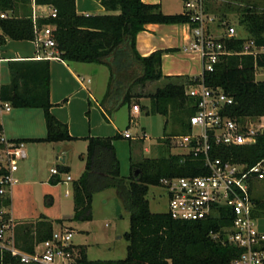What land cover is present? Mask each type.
<instances>
[{
  "label": "trees",
  "instance_id": "trees-1",
  "mask_svg": "<svg viewBox=\"0 0 264 264\" xmlns=\"http://www.w3.org/2000/svg\"><path fill=\"white\" fill-rule=\"evenodd\" d=\"M33 3L57 9L56 17L45 15L37 18L40 27L46 24L55 26V56L68 63H99L110 68L108 89L100 103L106 120L105 113L112 115L123 105H128L131 111L132 106L137 105L139 111L147 114L170 116L174 113L188 131L195 107L194 99L186 93V87L200 80L199 77L163 73L164 54L177 49H159L142 56L136 47L137 35L146 24L191 23L195 26L188 14L165 13L160 4L145 3L143 0H101L108 11L103 14L78 13L76 0H0V11L14 12L7 18H0V46L8 40L37 41ZM19 6L25 8L23 14H20ZM207 10L227 24L229 15L237 14L239 26L245 29L247 36L239 34L227 39V46L234 53L223 56L215 71L205 72L202 82L208 87L222 88L233 97V103L226 108L230 116L264 117V81L256 79V66L264 68V52L257 57L240 53L246 38H253L259 46H264V0H208ZM9 67L11 80L0 85V103L9 102L15 108H42L44 111L47 135L29 140L60 142L76 139L71 135L68 124L59 120L51 110L50 59H15L9 61ZM174 78L185 80L171 81ZM159 80L168 81L148 95L151 101L148 109L141 104L143 95L135 88H143L148 82ZM186 116L189 118L186 119ZM121 138L120 133L88 138L84 172L73 182V219L92 220L94 193L116 187L131 212L130 230L125 234L129 242L128 255L126 259L117 261H90L82 246V260L91 264H227L239 256L242 249L229 244L226 239L233 222L229 208H222L215 216L199 221L174 219L168 212L151 211L147 198L150 186L160 185L164 177L200 174L202 159L178 154L158 160H143L137 165L139 175L134 173L129 185H126L115 148V141ZM15 140L25 142V139ZM215 154L255 165L264 159V133L261 132L253 144L222 147ZM60 170L68 172L65 167ZM60 181L58 179L55 183ZM252 201L253 216L256 219L264 216V200L252 198ZM10 204L9 197L0 196V208ZM53 230L50 221L41 220L34 227L20 225L17 229L18 245L31 252L36 242L49 240ZM212 232L218 233L219 237L214 238ZM5 260L12 264H24L9 254L5 255Z\"/></svg>",
  "mask_w": 264,
  "mask_h": 264
},
{
  "label": "built area",
  "instance_id": "built-area-1",
  "mask_svg": "<svg viewBox=\"0 0 264 264\" xmlns=\"http://www.w3.org/2000/svg\"><path fill=\"white\" fill-rule=\"evenodd\" d=\"M183 1L184 13L196 25L187 23L191 37L182 47V52L198 55L202 70L196 75L200 80L186 87V93L194 99L195 107V112L190 117V129L168 139H174L183 149L180 155L199 157L202 163L200 174L161 179L160 185L169 198L168 213L174 219L199 221L215 216L222 208H229L233 214V222L226 239L229 244L240 247L242 252L227 264H264V232L257 228L250 191L252 181L264 180V159L250 166L215 154L222 147L255 143L264 125L256 126L255 118L249 116L237 118L227 114L226 108L233 103V97L222 88L208 87L202 82L205 72L215 71L223 56L234 53L228 48L227 39L236 37L239 33L235 25L223 22L225 33L215 35L212 27L217 17L207 10L208 0ZM45 15L56 17L57 9L49 6L47 13L33 12L37 42L52 50L47 55L50 57L55 56V26L46 24L40 27L37 24V18ZM7 17L9 15L6 12L0 13V18ZM263 52L264 46H259L253 38H246L240 53L257 57ZM260 69L264 70L256 66V74ZM11 109L9 102L0 103V113ZM139 112V106L133 105L130 119L132 123ZM123 135L134 140L147 137L146 133L142 137L134 135L129 129ZM27 157L25 142L8 138L0 129V196L11 199L9 193L20 182L17 175L20 162ZM51 172L60 176L61 180H72L68 172L63 173L59 168H52ZM10 205L0 208V264H12L6 262V254L24 264H91L82 260L81 249L73 242L75 232L72 228L54 229L52 237L38 242L31 252L20 247L16 234L19 222L14 218ZM212 236L218 238L219 234L212 232Z\"/></svg>",
  "mask_w": 264,
  "mask_h": 264
},
{
  "label": "rangeland",
  "instance_id": "rangeland-1",
  "mask_svg": "<svg viewBox=\"0 0 264 264\" xmlns=\"http://www.w3.org/2000/svg\"><path fill=\"white\" fill-rule=\"evenodd\" d=\"M175 9L182 10L183 0H164ZM13 13L10 11L9 15ZM217 17V16H216ZM229 24L237 27L238 33L247 36V32L239 26L237 14L229 15ZM215 35L225 33V25L217 18L212 27ZM184 55V54H183ZM171 66L167 71H189L200 73L202 65L198 60L194 61L187 56L174 54ZM103 71L95 75L92 80L94 94L102 102V97L108 89L110 68H102ZM257 80L264 81V70L260 69L256 74ZM184 78H174L171 81L181 82ZM168 80L147 83L143 88L136 87L135 91L141 93V104L150 108L151 101L148 95L157 87L164 85ZM128 105H123L118 113V119L122 122L128 120ZM189 117L186 116V119ZM259 119V118H258ZM255 118L256 126L264 125V118ZM129 124V122H128ZM190 129V128H189ZM188 129V131H189ZM129 131L141 137L146 133L145 139H120L115 141L116 156L120 162L122 176L126 185H129L131 176L134 175L138 163L146 159H162L178 155L183 151L170 136L181 135L186 132L174 113L170 116L161 114H147L145 111L136 115L135 121L129 124ZM69 155L72 166L68 173L75 178L81 177L84 163L79 149ZM45 151L39 154L38 159L32 163L27 160L20 162V170L17 173L20 182L10 192L11 212L21 226H32L41 220L50 221L54 228H72L75 232L73 242L82 245L90 261H117L126 259L128 255V240L126 232L130 230V210L124 204L116 187L111 186L94 193L92 202V215L90 221H76L74 216V197L71 188L72 181L50 182L51 168L64 166L61 155L50 158ZM63 173H66L65 170ZM69 190V194H67ZM53 201L50 202V199ZM147 198L150 208L155 213H167L169 211V198L166 190L161 186H150ZM251 198L264 200V180H255L252 183ZM264 221V216L257 218L256 225ZM259 230V229H258ZM260 231V230H259Z\"/></svg>",
  "mask_w": 264,
  "mask_h": 264
},
{
  "label": "crops",
  "instance_id": "crops-1",
  "mask_svg": "<svg viewBox=\"0 0 264 264\" xmlns=\"http://www.w3.org/2000/svg\"><path fill=\"white\" fill-rule=\"evenodd\" d=\"M143 1L145 3L160 4L162 11L169 14L182 13L185 11V5L183 9L179 11L164 0ZM32 8L33 12L37 11L40 14L49 11V6L47 5H37L33 3ZM76 8L77 12L81 14H103L108 12L101 4V0H76ZM19 11L20 14H23L25 8L19 6ZM1 12L4 11H0V13ZM9 12L6 13L9 15ZM11 12L14 14L13 11ZM190 37L191 34L187 24L148 23L145 29L138 33L136 47L142 56H147L159 49H177L175 52L164 54L162 62L163 73L171 76H196L198 75L197 72H171L165 70L171 66V62L173 61L171 58H173L174 54L182 55V57L185 55L189 59L194 61L198 60L199 63H201L198 55L182 52V47L189 42ZM41 47L43 46H40L37 41L30 40H8L6 44L0 46V85L9 83L11 80L9 61L26 58L41 59L44 57L50 59V98L53 103L51 110L59 120L68 124L71 135L76 137V139L60 142L30 141L29 139L43 138L47 135L46 120L42 108L12 107L10 111L0 113V129L2 133L10 139H25V148L28 157L23 160L22 163H25L27 160L32 163L38 159L39 154H43L46 151L47 156L50 158L61 155V160L65 163L63 168L71 169L72 166L69 162V155L76 152L75 149H79L78 151L81 153V159L85 169V156L89 143L88 138L110 137L116 135V133H120L123 136L121 139L126 138L123 133L129 129V124L132 123L130 121L131 111L128 107V120L124 122L120 121L118 119V113L121 106L112 115L105 113L108 118L106 120L104 109L100 105L101 102H99V98L94 94L92 87V78L103 71L102 68L106 67L105 64L85 62L68 63L59 59L57 56L47 57L52 50ZM160 81L163 80H159L158 82ZM106 92L102 99H104ZM58 179L61 180V177L53 175L51 172L49 181L55 183ZM72 180L71 188L73 190L75 178L72 177ZM66 193L69 194V190H67ZM51 201H53V198L50 199V202ZM20 225L21 223L19 222L16 227V234L18 226ZM258 229L264 232V221H261V224L258 225ZM37 243L38 242L35 243V247ZM77 246L82 247V245Z\"/></svg>",
  "mask_w": 264,
  "mask_h": 264
},
{
  "label": "water",
  "instance_id": "water-1",
  "mask_svg": "<svg viewBox=\"0 0 264 264\" xmlns=\"http://www.w3.org/2000/svg\"><path fill=\"white\" fill-rule=\"evenodd\" d=\"M262 132L264 133V128L262 129ZM139 173H140V169H136V171H135V175L138 176Z\"/></svg>",
  "mask_w": 264,
  "mask_h": 264
}]
</instances>
